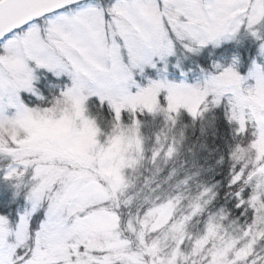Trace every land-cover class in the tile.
<instances>
[{
    "label": "snow or ice",
    "instance_id": "1",
    "mask_svg": "<svg viewBox=\"0 0 264 264\" xmlns=\"http://www.w3.org/2000/svg\"><path fill=\"white\" fill-rule=\"evenodd\" d=\"M209 46L219 60L189 83L184 61ZM257 49L242 74L244 52ZM259 57L264 0H0V177L19 205L9 214L0 201V264H141V257L143 264H264V159L241 151L264 137ZM148 96L158 99L157 112L141 103ZM176 97L203 103L198 112H170ZM208 115L214 130L226 121L232 131L215 168L197 173L199 157L178 168L182 143L170 148L163 171L150 152L152 177L138 189L123 185L130 198L115 203L99 166L71 150L90 125L93 151L101 152L150 124L154 136L170 128L187 139L188 125ZM53 126L67 132L51 135ZM225 163L226 182L216 175ZM172 201L185 210L170 224L183 219L186 235L178 254L174 245L162 256L152 251L156 233L142 244L139 228L151 209ZM112 216L113 236L96 239L97 223Z\"/></svg>",
    "mask_w": 264,
    "mask_h": 264
},
{
    "label": "rangeland",
    "instance_id": "2",
    "mask_svg": "<svg viewBox=\"0 0 264 264\" xmlns=\"http://www.w3.org/2000/svg\"><path fill=\"white\" fill-rule=\"evenodd\" d=\"M227 43L233 42H226V44ZM207 49L212 48L209 46V48H206L205 50ZM204 51L201 54L193 56L192 58L184 61V70L190 75L189 83L195 82L196 77L199 75V68H203V66L198 64L195 59L200 57ZM212 55H214V52H209L208 58ZM213 60H219V55H216V57L212 58L210 66ZM258 62L264 64V57H259ZM175 63L176 60L173 58L172 64L174 65ZM249 66L246 72L243 73L244 66L241 59V67L239 68V71L246 75ZM171 70L172 69H170V71ZM148 71L150 73H154V70L152 69H149ZM169 79H176V77L169 75ZM141 103L145 107L149 108V110L152 112H157L159 110V101L155 96L145 97ZM202 103L203 97H176L170 100L168 110L170 112L179 113L181 108L189 107L192 110L198 112L200 109V104ZM256 103L264 104V97L257 98ZM47 131L51 135L59 136L66 133L67 128L53 126L48 128ZM153 132L154 129L150 124L143 135L140 133L139 129H137L133 135L122 134L115 137L108 147L103 151L94 152L93 144L97 142L94 140L95 130L93 126L90 125L86 129L85 137L74 143L71 146V150L90 161H94L95 164L99 166L100 173L103 175V177L111 181V198L115 203L117 200L130 198L129 195L123 191V185L126 184L129 189H138L139 185L146 183L149 178L152 177V163H150L148 159L145 158L150 152H155L160 158L157 167L159 171H163V168L169 165L166 154L169 152L170 148L173 146L179 147L181 143L183 144V149L185 148L186 139L185 133L183 131L175 138L172 137L170 128L162 130L161 133L156 136L153 135ZM89 138H93L91 142H89ZM253 149L255 150L254 159L256 162L264 159V137L257 139V141L252 144L250 148L242 149L241 151H243L244 154L251 160ZM180 157L178 161H174L173 163H175L178 168L184 169L185 161H182ZM188 170L191 171L192 169L189 168ZM198 172L199 171H197V173ZM164 183L167 184V180H165ZM0 186L4 190L9 191L12 195L11 188H9L8 185L3 181L2 177H0ZM159 188L160 185L157 184L156 189L158 190ZM117 193H119V196ZM165 195L166 193H161L156 199L160 200ZM132 196L139 198L141 193L138 190L137 192L132 193ZM151 196L152 193H147L145 200L147 201ZM116 207H119V203H116ZM184 210L185 206L179 201H172L166 205L157 206L151 209L149 213L141 220L139 228L141 243H144L145 237L148 240H153L152 234L156 233L152 246L153 252H157L162 256H167L169 251L173 250V246L175 245L174 251L178 254L179 246L177 242H182L186 235L184 221L183 219H180L171 224L170 221H172L173 217L177 216L178 214H182ZM118 226L119 223L115 216L101 220L95 226V238L107 243L109 238L113 236L114 229ZM129 227H132L131 223L129 224ZM132 230L136 231L135 228ZM229 235H231V233H229ZM187 238L190 239L191 237L188 236ZM210 239L216 246H219L222 243V238L219 237L218 234H213ZM140 261L141 264H143L142 257L140 258Z\"/></svg>",
    "mask_w": 264,
    "mask_h": 264
},
{
    "label": "trees",
    "instance_id": "3",
    "mask_svg": "<svg viewBox=\"0 0 264 264\" xmlns=\"http://www.w3.org/2000/svg\"><path fill=\"white\" fill-rule=\"evenodd\" d=\"M226 45L234 46V42L227 43ZM226 45H222L221 47H224ZM209 52H214V55L208 58ZM257 52L258 49L257 51L251 53L247 51L244 52L242 57L244 66L243 73L246 72L248 66L251 63V59H257ZM218 53L219 49H207L200 57L196 58L195 60L203 67H210L212 58L216 57ZM206 57L207 59H205ZM249 57H251V59ZM226 124L227 122L224 121L218 124L217 128L214 130L213 118L211 115L204 116L198 122L193 121L192 123H190L186 129V145L183 149L180 159L182 161H185V157H187L188 160H191L194 157H199V167L198 169H196V171H208L215 168V161L219 158L220 155L227 152L228 144L231 141L232 131L230 128L226 127ZM214 149H217L218 151L214 153ZM227 169L228 164L225 163L223 166L217 168L216 170V175L225 182L227 180ZM11 197V193L4 190L0 186V201L6 203L9 209V214H11L12 208H19L18 204L10 202ZM21 202H23L22 199Z\"/></svg>",
    "mask_w": 264,
    "mask_h": 264
}]
</instances>
